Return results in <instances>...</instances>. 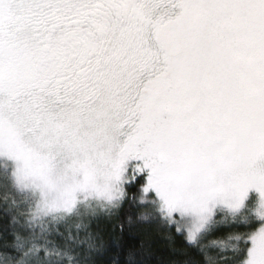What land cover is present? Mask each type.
<instances>
[{
	"label": "snow or ice",
	"instance_id": "1",
	"mask_svg": "<svg viewBox=\"0 0 264 264\" xmlns=\"http://www.w3.org/2000/svg\"><path fill=\"white\" fill-rule=\"evenodd\" d=\"M0 264H264V0H0Z\"/></svg>",
	"mask_w": 264,
	"mask_h": 264
},
{
	"label": "trees",
	"instance_id": "2",
	"mask_svg": "<svg viewBox=\"0 0 264 264\" xmlns=\"http://www.w3.org/2000/svg\"><path fill=\"white\" fill-rule=\"evenodd\" d=\"M154 239H155V243H156V245H157V247L161 250V251H166V247H165V245H166V241H164L163 239H161L160 237H154ZM177 242L178 243H181V240H180V238H177Z\"/></svg>",
	"mask_w": 264,
	"mask_h": 264
}]
</instances>
